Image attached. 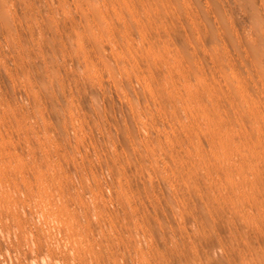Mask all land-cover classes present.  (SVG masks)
I'll use <instances>...</instances> for the list:
<instances>
[{"label":"rangeland","instance_id":"rangeland-1","mask_svg":"<svg viewBox=\"0 0 264 264\" xmlns=\"http://www.w3.org/2000/svg\"><path fill=\"white\" fill-rule=\"evenodd\" d=\"M0 264H264V0H0Z\"/></svg>","mask_w":264,"mask_h":264}]
</instances>
